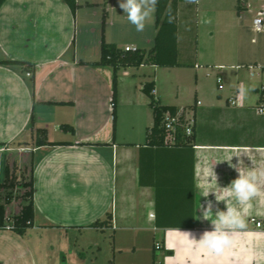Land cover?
<instances>
[{
    "label": "crops",
    "instance_id": "1",
    "mask_svg": "<svg viewBox=\"0 0 264 264\" xmlns=\"http://www.w3.org/2000/svg\"><path fill=\"white\" fill-rule=\"evenodd\" d=\"M76 1L75 17L63 0H7L0 8V62L30 64H0V143L6 144L0 149L11 152L12 144L24 142L26 147L17 150L30 155L35 178L34 226L24 236L0 230V264H94L82 251H101L100 245L108 253L105 264H118V256L125 252L138 256L141 246L134 239L139 233L153 240L145 242L144 254L134 259L139 264H153L157 243L162 245L156 251L157 264H166L165 257L171 256L167 251L175 255L169 264H264V235L252 234L264 233V183L262 195L246 214L250 234L237 236L222 256H209L172 231L191 232L199 239L212 230L210 221L199 219L200 204L206 207L207 201H213L214 213L217 208L226 210L213 194L207 197L215 187L206 183L212 168L223 188L238 177L230 164L238 166L243 161L248 168L264 167V117L254 110L264 71L252 77L249 70L250 66L264 68V63L250 60L251 56L230 57L237 63L228 67L236 71L233 86L226 95H218L215 104L205 106L200 92L203 72L219 70L223 78L220 71L227 67L222 59L212 60L200 52L201 32L194 16L208 7L216 21L208 19L202 35L215 43L218 36L232 39L235 23L246 13L257 14L262 4L183 0L195 2L192 7L180 1L179 62L187 66L163 68L175 77L174 102H166L159 89L160 67L123 69L114 123L113 69L95 65L101 59L102 39L121 49L151 50L157 35L156 11L145 29L137 32L118 0ZM188 71H195L194 87L187 92L194 91L193 103L183 105L184 90L178 83ZM256 77L260 82L254 83ZM150 82L155 83L160 105L174 106L178 112L195 110L197 125L189 143L148 144L146 131L153 126L154 115L143 88ZM241 83L253 89V104L238 95ZM123 107L128 119L119 109ZM65 125L74 132L62 128ZM38 129L45 130L55 145L33 148L29 143ZM108 214L112 215L108 228L91 227L105 222ZM253 220L263 227L257 228ZM86 235L97 239H80Z\"/></svg>",
    "mask_w": 264,
    "mask_h": 264
},
{
    "label": "trees",
    "instance_id": "2",
    "mask_svg": "<svg viewBox=\"0 0 264 264\" xmlns=\"http://www.w3.org/2000/svg\"><path fill=\"white\" fill-rule=\"evenodd\" d=\"M7 0H0V8ZM70 8L73 16L79 8L76 0H63ZM183 0H159L156 5V28L157 35L155 46L151 50H129L121 49L115 44L107 43L103 37L101 43V59L95 63L98 66H107L113 69V96L112 108L114 123L116 121V107L118 98V83L119 73L121 70L131 67H141L143 65L156 66L160 68H175L185 67L179 62L178 48V5ZM171 20V22H169ZM106 19H103V31L105 29ZM0 64H19L30 67V64L18 61L0 62ZM32 81L35 82V71L32 69ZM155 83L150 82L145 84L143 92L150 98V107L153 110L154 124L147 130V142L151 146H164L165 132L162 125L163 116L165 113L176 114L178 109L174 106H162L155 99ZM63 104V103H60ZM62 128H74L68 125ZM115 132V127H114ZM181 140V137H180ZM33 148L44 145H55L47 139V132L43 129H38L33 133L32 142L29 143ZM28 145V143L26 144ZM6 146L5 143H0V148ZM18 165L14 163L12 167L9 162L4 168L3 181L0 182V230L8 229L24 236L26 231L34 226L35 220V178L33 174V166L30 179L25 178V173H22L21 179L18 177ZM20 186L24 190L20 196L25 204L21 207L18 214L11 218L7 217L6 207L10 205L15 198L13 192ZM112 215H107V220L97 221L91 227L102 228L109 227L111 224ZM164 250V249H163ZM166 254L172 255V252L167 251ZM157 255L154 250L153 264H157Z\"/></svg>",
    "mask_w": 264,
    "mask_h": 264
},
{
    "label": "rangeland",
    "instance_id": "3",
    "mask_svg": "<svg viewBox=\"0 0 264 264\" xmlns=\"http://www.w3.org/2000/svg\"><path fill=\"white\" fill-rule=\"evenodd\" d=\"M185 3H190V5L195 6V2L190 1H183ZM250 2L253 4V6L262 4L263 0H250ZM203 9L198 13H194L195 19V25L199 26V32H201V45L199 46L200 52L206 57L209 56L213 60L215 58L216 61L223 60V63L226 65L227 68L220 71V73L223 75V84H224V90L220 91L218 89L217 84V76L219 73V70H211L212 68L207 69L206 72H203V77L201 78V97L204 102L205 106H211L212 104H215L218 95H226L229 93L230 88L233 86L236 78V71L228 68L231 65H236L237 63L232 61L230 57L233 55H238L244 58H247L251 56L249 59L252 61H258L259 63H264L263 60H261V57H264V33L263 34H255L252 31V21L254 17L256 16V11H253L252 14L246 13L243 15L242 19L240 21H237L234 25V36H232V39H227L224 41V39L220 36L216 37L215 43H212L211 40H209L207 37H203L202 33L206 28V21L212 20L216 21V19L213 16H210L211 13H209V9ZM193 11V10H192ZM197 15V16H196ZM211 18V19H210ZM256 39V42L253 43L252 40ZM233 40V41H232ZM238 47V51H236ZM237 52V53H236ZM228 58L227 60L225 59ZM253 57V58H252ZM225 59V60H224ZM151 74H154L153 70H148ZM186 79L183 78L181 82L178 83V86L181 88V90H184V94L181 97L180 103L183 105H188L193 103V92L191 91L189 94L187 92L190 91V88L194 87V81H195V71H188L186 72ZM191 76V77H190ZM157 77H158V85L159 89H161L166 102H174V98H176L178 92L174 88L175 86V77L173 75H169V72L163 68L157 69ZM260 82V78L256 77L254 78V83ZM187 93V94H186ZM246 100L248 101V104H253L255 100L254 91H251L249 95L247 96ZM121 109L122 116L124 118H129L128 112L126 107L119 108ZM125 109V110H124ZM147 130V129H146ZM147 132V131H146ZM25 145L24 142H20L18 144H12L10 148L14 149L11 152H1L0 153V180H3L4 177V168L7 162L10 163V165L13 167L14 163H17L18 165V177L21 179L22 173H25V178L30 179L31 176V170H32V161L30 160V155L28 152H23V150H17L20 147H23ZM26 147V146H24ZM24 190L20 188H16V190L13 192V198L15 200L6 207V213L7 217L11 218L14 215L18 214L21 207L25 204V202L20 199V196L23 194ZM151 236V235H150ZM149 234H140L137 236L136 239H134L136 242H138L139 246V253L138 256H133L131 252H125L123 256H118V264H139L138 261L134 260L137 259L141 254H144L142 247H144V243H151L153 242L152 237H150ZM80 239H90L95 240L97 239L94 236L86 235V237H81ZM107 239L111 241V234H107ZM104 240V239H103ZM102 244V243H100ZM104 244V243H103ZM103 248L98 250V248H93V251L86 249L85 251H82L84 255L87 257V261L90 259H94V264H105L106 261L104 259V256L107 252H105L104 245H100ZM110 247V246H109ZM80 245H77V249L79 250ZM141 248V249H140ZM108 254V253H107ZM120 259V260H119Z\"/></svg>",
    "mask_w": 264,
    "mask_h": 264
},
{
    "label": "clouds",
    "instance_id": "4",
    "mask_svg": "<svg viewBox=\"0 0 264 264\" xmlns=\"http://www.w3.org/2000/svg\"><path fill=\"white\" fill-rule=\"evenodd\" d=\"M158 2L159 0H118L119 7L137 32H142L146 24L153 19ZM259 15L264 16V13ZM253 26L256 31L264 30V20H255ZM251 91L253 89L243 83L238 86V95L241 97L247 98ZM230 166L235 168L238 177L227 187L218 186L213 168L206 182L210 186L215 185L209 190L207 197L213 194L216 202H224L226 206V210L217 208L214 213L213 209L216 205L213 201H207L206 207L200 204L199 210L202 212V216L199 219L210 221L212 230L204 231L199 239L191 232L172 230L179 232L189 244L206 252L209 256H222L226 249L232 247L237 236L250 234L248 233L246 214L252 208L253 200L262 195L261 184L264 183V167L248 168L243 161L238 166L231 164ZM217 190H219V194ZM252 234L264 235L259 232ZM174 260L175 255L165 257L166 264Z\"/></svg>",
    "mask_w": 264,
    "mask_h": 264
},
{
    "label": "built area",
    "instance_id": "5",
    "mask_svg": "<svg viewBox=\"0 0 264 264\" xmlns=\"http://www.w3.org/2000/svg\"><path fill=\"white\" fill-rule=\"evenodd\" d=\"M264 13V0L259 8L256 16L254 17L252 21V31L255 34H263L264 30L256 31L254 30L253 22L257 19L264 20V16H261L259 14ZM253 43L256 42V39L254 38L252 40ZM127 51L129 50H136L131 49L129 47L125 48ZM251 76L257 75L258 73H261L264 71L263 67L260 66H250L249 67ZM30 76V74H28ZM223 78L221 76L217 77V84L219 90L224 89L223 85ZM232 105L236 104V101L234 99L231 100ZM201 103L197 102V106H199ZM255 112L264 117V85L261 86L259 90V101L258 105L254 108ZM162 125L165 132V139H164V145L168 147H175L179 146L181 144H187L190 142L192 137L194 136V131L197 125V118H196V112L193 108L189 109H183L176 114L171 113H165L162 120ZM181 137V140H180ZM4 149H0V153L3 152ZM253 222L256 224L257 228H262L263 224L260 221L253 220ZM10 229V228H8ZM156 251L162 250V245L160 243H157L155 245Z\"/></svg>",
    "mask_w": 264,
    "mask_h": 264
}]
</instances>
